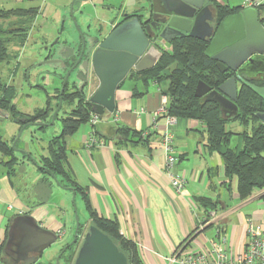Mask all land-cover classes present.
Returning <instances> with one entry per match:
<instances>
[{
	"label": "crops",
	"instance_id": "crops-1",
	"mask_svg": "<svg viewBox=\"0 0 264 264\" xmlns=\"http://www.w3.org/2000/svg\"><path fill=\"white\" fill-rule=\"evenodd\" d=\"M74 1L75 4L79 2L81 8L85 0ZM217 1L222 5L243 7V0ZM258 1L264 4V0ZM140 7H135L127 14L138 12ZM93 16L88 13V21L80 25L86 35L93 37L109 34L115 25L125 20L122 14L113 21H96L97 17ZM112 22L114 26L110 25ZM64 24L61 22V30L54 29L52 34L59 35L64 30ZM79 40L76 31L66 39L72 47L79 44ZM160 88L155 83L146 88L140 82L127 78L116 92L115 114L105 113L95 127L90 123L82 125L73 136L63 140L68 167L75 181L86 190L92 208L101 217L118 222L123 238L137 245L142 264H168L166 258L184 243L206 215L196 202L197 198H209L217 202L216 209H223L218 223L225 217L226 223L220 225L235 246L245 239L248 220H255L264 229V202L260 196L256 194L248 201H239L237 182L233 179L228 183L223 160L218 153L206 147V130L200 122L177 119L175 125H168L163 110L167 109L169 99ZM47 95L53 96V93ZM16 99L14 104L19 113L31 115L37 110L29 113L19 109ZM46 104L47 97L45 107ZM6 121L9 119L0 123ZM120 128L141 133L143 140L139 143L117 140L115 137ZM7 129L14 143L21 127L18 122L9 121ZM93 132H96V142L91 140ZM167 132L174 136L173 149L177 158V163L169 171L165 166L166 153L163 147ZM58 135L54 130L52 136H46L44 146L38 150L30 147L29 141L24 142L18 150V156L21 157L24 151L26 154L31 153L33 160L19 162L14 175L9 176L6 169L1 168L0 252L8 240L10 226L18 217L30 216L56 236L58 231L63 232L65 235L62 240L69 237L72 224L75 223V227H72L74 238L68 244L77 242L74 249L91 226L90 216L80 195L70 187L60 186L54 177L39 169L40 159L48 156L49 141ZM112 136L115 140L111 139ZM41 140L43 142L44 139ZM172 175L186 179L187 184L182 192L178 193L173 187ZM78 197L88 214L89 223L86 227L82 225L81 234L78 229L76 238L77 227L81 225L75 218ZM232 200L234 206H230ZM233 215H238V225L230 226L229 219ZM239 221L241 227H238ZM236 236L239 240L243 238L239 244H235ZM198 238L203 241L201 235ZM195 242L193 246H196Z\"/></svg>",
	"mask_w": 264,
	"mask_h": 264
},
{
	"label": "water",
	"instance_id": "water-1",
	"mask_svg": "<svg viewBox=\"0 0 264 264\" xmlns=\"http://www.w3.org/2000/svg\"><path fill=\"white\" fill-rule=\"evenodd\" d=\"M153 1L155 6L162 5L164 8V12L158 13L162 19H153V22L146 24L141 16L135 15L119 25L114 26L112 22L110 25L114 27L111 32L97 37L86 35L76 23L79 44L72 47L66 41L62 48H57L56 40L52 46L45 47L49 52L54 51L52 58L43 60L33 69L43 66L53 68L54 71H45L40 76L63 79L61 95L68 82L77 84L81 81L83 84L79 91L84 90L90 75L94 73L99 86L88 98L87 104L93 113L101 117L105 113L113 115L116 112V92L129 75L153 69L163 56V46H169L177 38L191 37L208 42L206 56L216 62L222 73L231 74L215 90L199 82L195 92L197 97L203 98L204 102L217 103L229 113L237 112L239 86L246 85L264 102V86L250 82V79L264 75V27L256 8H244L240 13L225 18L216 28L215 11L206 5L208 0ZM58 70L66 72V75L63 76ZM62 105L61 97L50 124L33 125L53 126ZM256 117L264 124V113ZM6 119L18 122L13 117L12 105L8 110H0V122ZM30 126L25 125L21 129L12 146L15 150L22 133ZM78 229L79 225L76 238ZM57 241L56 234L43 228L34 218L18 217L10 226L8 240L0 252V264H35ZM29 254L34 256L29 257ZM74 264L129 263L114 241L91 225L83 237Z\"/></svg>",
	"mask_w": 264,
	"mask_h": 264
},
{
	"label": "trees",
	"instance_id": "trees-1",
	"mask_svg": "<svg viewBox=\"0 0 264 264\" xmlns=\"http://www.w3.org/2000/svg\"><path fill=\"white\" fill-rule=\"evenodd\" d=\"M213 3L217 28L219 24L228 16L240 13L243 7H231L222 5L217 0ZM261 24L264 23V4L257 7ZM37 9H0V20L6 21L12 17H29L22 20L15 29H6L0 23V66L12 59L9 46L13 42L12 38L20 37L19 43L24 46ZM135 13L125 15V20L135 17ZM15 26V25H13ZM208 42L199 41L191 37L177 38L170 45L169 50L163 52V56L158 64L151 70L142 73H132L128 78L149 87L155 83L162 90L163 95L169 99L166 115L178 120H195L200 122L206 130L205 145L209 151L218 153L225 167L228 183L233 179L237 182V195L240 202H245L254 195L264 192V124L256 117L257 114L264 113V102L246 85H240L237 112L229 113L220 108L217 103L204 102L203 98L196 96V87L199 82L210 86L213 90L224 83L231 74L222 73L211 58L206 56ZM264 86V82L257 84ZM167 87L163 88V85ZM67 88L63 94L60 89H56L55 95H47V104L43 109H37L33 114L26 115L17 111L14 100L17 97V89L2 82L0 78V110H8L12 105L13 117L21 127L33 124H50L53 113L59 106L62 97L63 105L59 113L55 116L56 122L61 128V133L48 143V156H43L38 164L40 171L54 177L60 186L70 187L82 198L86 210L90 216L91 225L97 227L104 234L108 235L119 247L129 264H142L137 245L120 234V227L117 221L101 217L93 208L86 190L74 179L73 173L68 167L66 146L64 138L73 136L82 125L88 124L91 119L92 109L86 102L84 90L69 92ZM137 91V90H136ZM135 93V90H134ZM56 101L53 107V101ZM70 103L73 109L60 116L64 104ZM22 120H25L22 122ZM228 122H237L245 128L252 125L251 132L245 130L242 133H234L227 129ZM39 131H45L48 126H35ZM238 136L239 145L232 146V138ZM117 140L122 142L139 143L142 134L128 128H120L117 131ZM114 138V140H115ZM14 141V140H13ZM107 141V140H106ZM13 143V142H12ZM11 143V144H12ZM6 142L0 133V174L1 168L6 169L7 174H15V167L24 159L33 160L31 153H23L18 156V151ZM16 148L18 145L16 144ZM36 163V161L34 160ZM37 164V163H36ZM230 189V184L228 186ZM264 202V194L260 197ZM196 202L202 206L205 213L216 211L217 202L209 198H197ZM84 226L80 225L79 233L83 232ZM72 246H68L67 250ZM71 260L67 259V262Z\"/></svg>",
	"mask_w": 264,
	"mask_h": 264
},
{
	"label": "rangeland",
	"instance_id": "rangeland-1",
	"mask_svg": "<svg viewBox=\"0 0 264 264\" xmlns=\"http://www.w3.org/2000/svg\"><path fill=\"white\" fill-rule=\"evenodd\" d=\"M74 4V0H0V9H37V12L33 16V21L28 23V25L31 27V30L24 46L21 47L19 43L20 37L12 38L13 42L9 46V52L12 55V59L4 62L0 66V78L2 82L9 86H14L18 91L16 104L19 109L32 113L35 109L44 108L47 94L53 93V95H55V90L61 89L60 80H53L50 79V77L46 78V80L44 75L40 76V74L45 71H54L53 68L43 66L33 69L37 64L47 58H52L54 55V51L49 52V50L45 49L46 46H52L56 40H58L57 47L64 45L68 35L74 31L77 32L75 24L80 23L79 25L83 26L86 21H88V13L97 17L96 21L105 19L113 21L118 19L120 14L124 12L128 13L129 11L135 9V7H140L143 5V1L85 0L81 8H79V2H77L75 5ZM23 19L28 20L29 17H12L6 21L0 20V23H2L6 29H15L17 24H19ZM61 22L65 23L64 30L59 35L55 34L54 36V34H52L54 33V29L55 31L61 30ZM58 72L64 76L66 75V72H63L62 70H58ZM89 79V83L84 89L86 102L92 95V92H94L99 86V80L94 73L90 75ZM82 84L83 82L81 81L77 82L79 87ZM75 85L76 84L71 83V85L68 87V91H79V87H76ZM165 87H167V84L163 85V88ZM55 105L56 101L54 100L53 107H55ZM73 106H71L70 103L64 104L60 116H63L64 113L70 112L73 109ZM8 124L9 121L0 123V132L4 140L11 144L13 139L10 137V132L7 129ZM227 129L233 131L234 133H242L245 130L251 132L252 125H250L248 128H245L237 122H228ZM54 130L57 132V134H60L61 132V128L57 122L54 124V126L47 128L45 131H39L35 126H30L22 133L21 139L17 142L18 147L16 149L20 150V148L23 147L24 142L29 141L30 147L38 150L40 147L44 146V141L47 140L46 136H52ZM41 139H44L43 142ZM239 142L238 136H234L232 138L233 147L238 146ZM13 144L14 143L11 145L13 146ZM75 203L77 209V217L75 216V218H77L79 224L86 227L89 223V218L87 212L84 210L83 203L79 197L76 199ZM230 203V206H234V200L230 201ZM215 212L219 213L217 215H220L223 213V209L218 207ZM238 215H233L230 217V226H232V224L238 225ZM220 221L221 222L218 224L222 225L226 223L225 217ZM241 226L242 223L239 221L238 227ZM72 227H75V223L72 224ZM72 227L70 229L71 236L69 235L66 240H58L56 244L48 248L44 252L42 258L39 260V263L68 264L67 258L69 257L71 251L63 253V257H60V259L58 258L64 251L65 247L73 241L74 233L72 231ZM228 229H230V227H228ZM215 235L216 226H211L201 235V239L211 240L215 238ZM241 240H243V238L239 240V237L236 236L235 244H239V241ZM81 244L82 242L80 245Z\"/></svg>",
	"mask_w": 264,
	"mask_h": 264
},
{
	"label": "built area",
	"instance_id": "built-area-1",
	"mask_svg": "<svg viewBox=\"0 0 264 264\" xmlns=\"http://www.w3.org/2000/svg\"><path fill=\"white\" fill-rule=\"evenodd\" d=\"M258 0H243V8H256L260 6ZM163 50H169V46H163ZM167 113V109L163 110ZM101 116L92 112L90 124L95 127L100 122ZM168 125L173 126L176 118L169 117ZM96 132L91 134V140L95 141ZM96 142V141H95ZM174 136L167 132L163 139V147L166 153L165 166L169 171L177 163L173 149ZM101 144H104L101 141ZM187 181L184 177L172 175V185L180 193L184 190ZM264 192L258 193L261 197ZM219 215L214 212L207 213L201 220L196 230L177 248L174 253L166 258L168 264H264V229L262 225L253 219L246 222V237L239 246H235L222 229ZM216 225V235L211 240H198L212 224ZM64 233L57 232V238L62 240ZM196 241V242H195ZM195 242L196 246H193Z\"/></svg>",
	"mask_w": 264,
	"mask_h": 264
},
{
	"label": "flooded vegetation",
	"instance_id": "flooded-vegetation-1",
	"mask_svg": "<svg viewBox=\"0 0 264 264\" xmlns=\"http://www.w3.org/2000/svg\"><path fill=\"white\" fill-rule=\"evenodd\" d=\"M144 2H145V4L143 5V7H141V8L139 9L138 12H135L136 15L141 16L142 19H143V21L146 22V24H149V23L153 22V19H157V20L162 19L161 16L158 14V13H162V12H164V8L162 7V5L155 6L153 0H144ZM206 5H209V6H210V9H211L212 11H214V7H213L214 5H213V3L211 2V0H208V1L206 2ZM132 14H133V13H132ZM122 15H123V17L125 18V15H127V13L124 12V13H122ZM146 24H145V25H146ZM63 76H64V75H63ZM44 77H48V76H44ZM40 78H41V77H40ZM50 79H52V78H50ZM53 80H54V78H53ZM60 81H61V86H62L63 79H60ZM250 82H254V83H257V84H261V83L264 82V75H259V76L255 77V78H252V79H250ZM70 85H71V83L68 82V84H67L65 90H66ZM75 86H76V87H79V85H77V84H76ZM60 90H61V89H60ZM60 92H61V91H60ZM87 231H88V230H87ZM83 237H84V235H83ZM83 237H82V239H83ZM82 239H81L80 242H79V246H80V247H81L80 243L82 242ZM76 243H77V242H75L74 245H76ZM74 245H67V246L65 247V248H67L68 246H72V248H71L70 250H69V249H68V250L66 249V251H65V252H70V251H71L69 257L67 258V259L71 260L70 262H67L68 264H74L75 259H76V253H77V251H79V249H80L79 246H78L77 248L74 249V247H73ZM77 254H78V253H77ZM28 256L30 257V256H34V255H33V254H29ZM62 257H63V255H62ZM35 264H39V262H37V263H35Z\"/></svg>",
	"mask_w": 264,
	"mask_h": 264
}]
</instances>
